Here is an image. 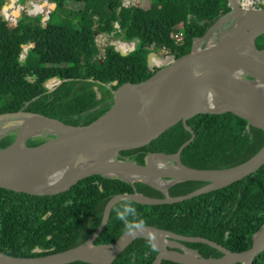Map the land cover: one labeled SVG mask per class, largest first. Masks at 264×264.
Here are the masks:
<instances>
[{
	"label": "trees",
	"instance_id": "obj_1",
	"mask_svg": "<svg viewBox=\"0 0 264 264\" xmlns=\"http://www.w3.org/2000/svg\"><path fill=\"white\" fill-rule=\"evenodd\" d=\"M25 1L15 0L18 4ZM50 1L55 5L46 19L43 37L46 15L40 11H46L45 7L36 8L39 12L35 14L19 12L14 31L8 32L12 27L9 23L3 27L0 113L28 111L69 125L88 124L112 105L113 91L118 84L147 76L141 66L150 51L170 58L186 54L195 39L203 37L232 12L228 0H146L145 7L140 9L123 6L122 0ZM68 2L81 3L82 7L80 10L67 7ZM253 7L264 8V4L258 2ZM3 23L0 3V33ZM178 31L182 40L176 42L174 36ZM96 34L130 43L135 39L136 45L125 55L111 43L100 51ZM212 36L214 41L218 40L217 35ZM22 46L31 49L25 62L19 60ZM204 46L205 41L201 43ZM255 46L264 49V34L255 39ZM154 60L158 64L161 61ZM154 67L147 61L145 70ZM54 74L60 83L49 90L44 84ZM50 81L57 82L54 76ZM114 81L117 83L113 84ZM187 124L194 137L181 150L180 159L189 167H231L247 160L264 145V129L233 112L196 113L187 119ZM51 136L52 133L33 135L24 144L37 145ZM15 137L14 129L0 134V149L11 144ZM191 137L192 132L180 121L152 144L122 150L121 156L142 164L149 152L175 153ZM206 184V181L191 179L161 190L142 181L94 174L54 195H32L0 187V252L9 256H35L75 248L95 233L107 202L116 194L177 197ZM133 201L148 225L199 238L170 239L205 258L216 259L223 256V251L204 239L232 252L244 251L252 246L264 223V164L242 179L180 201L159 204ZM114 207L115 203L92 246L111 244L124 232ZM156 254L157 251L148 247L145 237H136L110 264H152ZM161 264L181 263L162 260ZM253 264H264V249L253 259Z\"/></svg>",
	"mask_w": 264,
	"mask_h": 264
},
{
	"label": "water",
	"instance_id": "obj_2",
	"mask_svg": "<svg viewBox=\"0 0 264 264\" xmlns=\"http://www.w3.org/2000/svg\"><path fill=\"white\" fill-rule=\"evenodd\" d=\"M228 2L234 14L245 18L254 17V21L217 42L206 44L204 47L197 46V41L209 35L213 27L203 37L194 40L192 49L188 53L172 58L163 66L145 70L149 58H159L154 51H150L141 66V71L147 76L141 80L125 81L118 84L113 91L112 105L88 124L69 125L57 119L28 111L0 113V119L11 116H24L25 122L31 117L45 119L51 124V128H47V133L53 134L37 145H25L26 139L38 133L36 131L28 135L21 146L15 145L18 138L15 137L11 144L0 149V187L32 195H54L69 190L79 180L94 174L142 181L161 190H167L177 182L191 179L206 181L207 184L177 197L150 198L140 194H116L107 202L101 224L82 245L61 252L35 256H9L0 252V264H4L3 259H9L17 264H65L73 261L110 264L134 238L128 237L123 232L111 244L100 246L91 244L105 226L110 207L120 196L129 195L133 197V200L148 204L172 203L242 179L264 164V145L247 160L222 169L189 167L183 164L180 159L181 150L194 137L192 129L187 124V119L196 113L233 112L244 118L249 124L264 129V111L258 108L253 97L241 85V80L264 85V64L247 54L249 43L253 44L257 52L264 51V49L259 50L255 46V39L264 34V8L249 9L240 5L237 0H228ZM54 5V3L51 4L43 22L42 37L46 19ZM14 13L15 15L19 14ZM5 18L3 14V19ZM41 21L42 18L36 30ZM131 43L133 48L136 45V40L134 39ZM128 51L119 50L122 55ZM245 75L250 78H246ZM53 76L56 78L57 84L60 83L56 74ZM47 81L44 86L51 90L52 88L46 85ZM116 83L117 81L113 82V84ZM197 91L214 95L216 102L224 106V109L192 110L190 99ZM127 96H131L133 100L129 105L126 104ZM180 121L186 129L192 132V137L184 142L175 153L149 152L142 164L121 156L122 150L142 148L152 144ZM8 129L5 128V131ZM150 155H164L167 160L172 162L168 166H176L180 169L176 173H170L169 176H161L162 179L171 182L166 188L159 187L142 178L125 176V174L137 176L153 173L154 170L147 164V157ZM80 157L89 160V166L74 173L63 183L40 186L31 184L33 179L39 178L40 174L52 164L61 160L73 163ZM148 226L159 236H165L170 241L177 242L172 239H199L184 237L151 225ZM204 241L221 249L224 253L223 256L216 259L205 258L183 244L179 243L180 246L163 245L158 240L159 247L152 264H161L162 260H171L181 264H213V262L224 261L226 256L230 258L224 261V264L232 262L253 264V259L264 249V223L255 236L252 246L244 251L232 252L211 240L204 239ZM85 244L96 249L101 247L106 249L85 256L67 255ZM175 247L181 250H177ZM36 251L39 252V249Z\"/></svg>",
	"mask_w": 264,
	"mask_h": 264
},
{
	"label": "bare ground",
	"instance_id": "obj_3",
	"mask_svg": "<svg viewBox=\"0 0 264 264\" xmlns=\"http://www.w3.org/2000/svg\"><path fill=\"white\" fill-rule=\"evenodd\" d=\"M35 8H36V6H35ZM247 54L252 55V57L254 59H256L257 61L264 64V61H263L264 51L257 52L252 43H249L247 45ZM154 59L155 58H149L148 59V63L152 67L158 65V63ZM50 83H55V82L54 81L48 82V84H50ZM241 85L245 89V91H247V93H249V95L251 97H253L255 104H257L258 108L260 110L264 111V85H262L261 83H258V82H248L245 80H241ZM132 101L133 100H132L131 96L126 97V104L129 105L130 102H132ZM190 103L192 105V110L224 109V106H222L216 102L214 95L206 94L202 91L195 92L190 99ZM49 127L51 128V124L47 120L42 119V118H38V117H31L30 119H28L24 123L23 129L20 133L24 137H27L28 135L38 131L41 128H49ZM17 141H18V138H17ZM17 141L15 143L16 146H17ZM150 157H151V159L149 160ZM155 158H159V160H157L156 162H154L153 164H151L149 166V163ZM68 162L69 161H62L61 160V161H58V162L52 164L49 168H47L45 171H43L40 174L39 178L37 177V178L33 179L31 181V184L33 186H40V185H46V184H52V183H63L64 181L69 179L74 173H76L82 169H85L90 164L89 160L79 159V158L76 159L73 163H68ZM147 164L149 167H151L154 170L153 173L148 174V175H137V176L131 175V174H127V175L125 174V176H127L128 178H135V177L136 178H142V179H145V180L152 182L153 184L163 182V180H164V182L162 184H155V185L163 188V185L166 183H169L170 181L162 179L161 176H169V174H166V173L163 174L161 172H167L168 173V172L175 170L174 173H176L177 171L180 170L179 167L168 166V164L166 163V157L164 155H162V156H157V155L148 156ZM154 175H156V177H154ZM157 236H158V240L163 245H166L168 243L173 244V242L170 240H168V242L164 243L163 242L164 239H167L165 236L161 237L158 234H157ZM105 249L106 248H104V247L96 249V248L89 246L88 244H85V245L71 251L67 255H69V256H85V255H88V254L93 253L95 251L102 252ZM229 258H230L229 256H226L224 261L228 260ZM3 261H4V264H17L16 262L11 261L9 259H3ZM224 261L213 262V264H224Z\"/></svg>",
	"mask_w": 264,
	"mask_h": 264
},
{
	"label": "rangeland",
	"instance_id": "obj_4",
	"mask_svg": "<svg viewBox=\"0 0 264 264\" xmlns=\"http://www.w3.org/2000/svg\"><path fill=\"white\" fill-rule=\"evenodd\" d=\"M249 1H254V2H251V3L247 2V4L244 5V7L249 8V9H254V7H253L254 3L261 2V3L264 4V0H249ZM0 3L2 4V12H3V14L6 17L4 19L3 25L1 26L0 35H3V33L5 32L3 30V27H4V25L6 23L11 24V26H12L11 29L8 32L14 31L16 29L18 23H17V20H16V16L17 15H15L14 12H17V13H19V12L36 13V12H39V11H36L35 9L40 6V7L47 8L46 11H40L41 15H47V12H48L49 8H51V4H52V2L50 0H26L23 4H18V3L15 2V0H0ZM35 6H36V8H35ZM67 7L74 8L76 10H80L81 7H82V4L81 3L68 2L67 3ZM129 7L130 8H134V5L131 4ZM77 19H78V17H77ZM253 19H254V17L245 18L243 16H239V15H236L233 12H231L225 18H223L212 29V31L209 34V36L208 35L206 36L207 38L205 37V38L199 39L197 41V46H201V43L203 41H205V45L217 42L219 39L225 37L226 35H228L230 33H233V32H235V31H237L239 29L245 28L246 26H248L250 23H252L254 21ZM242 20H243V22H241ZM239 22H241V23L239 25H237ZM213 34L218 36V40L217 41H214L215 39L212 36ZM95 41H96L100 51H102L104 45L109 44V43L113 44L114 47L117 50L121 49L123 51H128V50H130L132 48V43L120 41L118 39H113L110 35L96 34L95 35ZM30 52H31V49H28V48L25 49L24 46H22L21 53L19 55V60L21 62H25V60L30 56V54H31ZM158 59L161 60V61L159 62L157 67H160V66H163L164 64L168 63L172 58H170L169 56H167V57L166 56H159ZM263 61H264V59H263ZM52 77L53 76H51L49 78V80ZM49 80L47 81L46 85L49 88L55 87L57 82L56 83H52V84H48ZM0 120H1L0 121V134L5 132V128H9L8 130L14 129L15 130V135H16V137H18L17 146H21L23 140L26 138L20 133L21 129H22L23 125H24V122H25V117L24 116H11V117L3 118V119H0ZM47 130H48L47 128H41V129L38 130V133H36L35 135H37V134H45V133H47ZM157 160H159V158H155L154 161L149 164V166L151 164H153L154 162H156ZM166 163L167 164H172V162L167 160V159H166ZM161 173L168 174L167 172H161ZM154 177H156V175H154ZM163 182H164V180H163ZM163 182H160V183H155L154 182V183L155 184H162ZM163 242H168V240L164 239ZM172 242H173V244H175L177 246H180V244L178 242H175V241H172Z\"/></svg>",
	"mask_w": 264,
	"mask_h": 264
},
{
	"label": "clouds",
	"instance_id": "obj_5",
	"mask_svg": "<svg viewBox=\"0 0 264 264\" xmlns=\"http://www.w3.org/2000/svg\"><path fill=\"white\" fill-rule=\"evenodd\" d=\"M79 159L84 158L80 157ZM114 211L116 219L122 223L123 231L128 237L136 238L137 236H144L148 242V247L153 252L158 251L157 233L141 217L139 210L135 206L133 197L129 195L120 196L115 201Z\"/></svg>",
	"mask_w": 264,
	"mask_h": 264
},
{
	"label": "built area",
	"instance_id": "obj_6",
	"mask_svg": "<svg viewBox=\"0 0 264 264\" xmlns=\"http://www.w3.org/2000/svg\"><path fill=\"white\" fill-rule=\"evenodd\" d=\"M146 0H122V5L123 6H126V7H129L131 4L132 5H134V8H144L145 7V4H146V2H145ZM238 1V3L240 4V5H242V6H244L245 4H247V2H254V1H249V0H247V1H245V0H237ZM255 4V3H254ZM253 4V5H254ZM137 6V7H136ZM174 38H175V41L176 42H179V41H181L182 40V34H181V32L180 31H178L176 34H175V36H174ZM167 51L165 50V53H166ZM167 57V56H166ZM165 61V60H164ZM56 85H57V83H56Z\"/></svg>",
	"mask_w": 264,
	"mask_h": 264
}]
</instances>
